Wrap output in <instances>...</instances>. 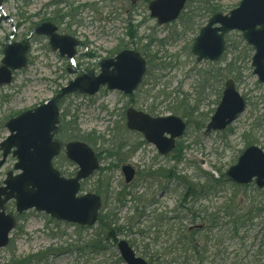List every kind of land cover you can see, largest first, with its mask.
Listing matches in <instances>:
<instances>
[{"label": "rangeland", "instance_id": "1", "mask_svg": "<svg viewBox=\"0 0 264 264\" xmlns=\"http://www.w3.org/2000/svg\"><path fill=\"white\" fill-rule=\"evenodd\" d=\"M150 1L2 0L0 65L4 45L13 31L11 40H26L29 47L26 66L14 70L9 83L0 84V142L8 135L5 123L9 117L51 99L82 73L96 75L99 61L112 56V53L131 49L144 57L147 66L141 85L131 96L102 88L92 96L74 92L58 101L60 121L56 139L66 142L90 137L88 144L99 160L98 170L82 182L80 193L93 190L99 172L107 175L108 188L102 190V200L107 201L108 208L116 213L118 225L131 219L130 230L124 228L115 236L116 240L109 239L106 238L109 229L102 230L98 222L80 227L33 208L17 213L14 201L10 200L3 207L13 215L15 224L8 244L0 248V263L9 264L13 258L28 259L27 264H125L119 259L116 247L119 239L133 244L135 252L145 257L143 244L151 243L152 246L154 233L150 230L154 229L151 228L148 235L142 234L143 230L151 223L152 214L169 211L175 206L183 182H192L200 172L212 173L219 178L250 144L264 151V84L259 83L252 73L250 60L244 59L239 52L243 43L246 44L240 32L235 30L226 35L229 46L220 60L197 62L191 52L192 43L210 16L205 13L207 17L200 18V15H205L204 0H188L176 20L161 25L149 15L147 6ZM240 1L208 0V4L228 13ZM71 11L73 14L68 16ZM44 21L55 24L59 33L69 34L80 41L73 56L76 60L74 65L66 56L60 57L57 50L51 49L48 36L32 34L28 37L32 27ZM231 60L235 65L231 76L238 77L236 87L246 98V108L224 131L204 135L203 128L220 101L226 79L217 78V71ZM205 73L209 80L204 78ZM131 105L153 116L171 114L186 122L183 135L176 140L175 149L167 157L160 155L141 133L125 127L124 111ZM112 108V114L104 110ZM184 109H192L193 112L188 111L190 115L185 117L182 115ZM205 116L208 118L202 123ZM112 141L120 146H112ZM15 162V157L6 159L0 169V186L7 173H17ZM125 164H130L137 171L135 179L126 185L121 172V165ZM53 165L65 177L73 176L77 168L65 157L64 149L54 158ZM162 167L174 172L170 181L158 174ZM153 172L157 174H150ZM150 179L162 186H155L148 193L144 181ZM224 181L218 193L208 197L211 206L220 205L233 193L240 203L245 197L261 198L264 202V189H256L253 183L243 187L225 178ZM162 190L164 195L158 198ZM121 192H129L124 201L118 200L117 195ZM154 194L157 203L147 206L143 217L137 216L143 208L144 198L147 196L146 203ZM133 196L139 198V202ZM252 224L254 226L247 232L242 230L239 233V236L244 235L242 240L225 242V252L208 258L204 264H250L256 260L261 264L264 260V248L260 246L264 241V216L254 219ZM158 231L160 241L168 237L164 227ZM96 237L101 240L99 249L90 246ZM212 245L211 242L210 254L213 253Z\"/></svg>", "mask_w": 264, "mask_h": 264}, {"label": "water", "instance_id": "2", "mask_svg": "<svg viewBox=\"0 0 264 264\" xmlns=\"http://www.w3.org/2000/svg\"><path fill=\"white\" fill-rule=\"evenodd\" d=\"M187 0H152L148 4L150 16L158 24L175 20ZM1 5V0H0ZM50 23L34 28L37 33L49 35L53 49L71 57L76 39L68 35H58ZM238 30L247 44L254 48L251 57L252 73L260 83H264V0H241L237 7L228 13L215 12L201 27L194 38L192 53L197 61H217L225 49V34ZM26 44L8 42L0 66V84L10 82L11 71L25 65ZM98 75L84 74L70 81L59 94L47 102L21 112L6 123L9 135L0 143L2 158L0 168L11 153L17 161L14 169L19 173H7L0 186V248L8 243L13 228V218L3 209V203L13 199L18 213L34 208L57 220L94 224L100 206V199L93 193L78 195L80 181L87 178L96 168L97 161L84 143L69 142L65 145L68 159L78 170L74 177H62L52 165V159L59 152V145L53 140V131L58 122L57 100L62 96L79 91L90 95L100 86L117 89L124 94L132 93L141 82L145 72V61L139 53L123 50L115 57L105 59L100 65ZM246 103L231 78L224 82L221 99L203 134L224 130L244 110ZM126 126L130 130L141 132L145 139L154 144L161 154L168 153L175 146V139L185 129L184 121L175 115L152 117L143 111L129 107L126 110ZM125 182L132 180L134 169L130 165L122 166ZM229 180L238 184H248L252 180L257 187H264V152L257 145L247 146L239 155L235 164L226 170ZM117 247L125 264H148L137 256L127 241L120 240Z\"/></svg>", "mask_w": 264, "mask_h": 264}, {"label": "trees", "instance_id": "3", "mask_svg": "<svg viewBox=\"0 0 264 264\" xmlns=\"http://www.w3.org/2000/svg\"><path fill=\"white\" fill-rule=\"evenodd\" d=\"M203 4V14L206 13L211 15L213 12L219 10L216 6L211 7V5L208 4V0H204ZM206 14L200 15V18L207 17ZM195 16L196 15H192V17ZM239 52L242 53L244 59L250 60L252 54L251 47L243 43L242 49ZM233 64L234 62L232 60L228 61L223 69L217 71V78L222 80L224 77L227 78L231 76L235 68ZM207 75L208 74L205 73L204 78L209 80L206 78ZM213 75H211L210 78H212ZM231 77L235 81L238 80L236 75ZM204 78L202 77V81L207 84ZM188 111L190 113L193 112L192 109H187V111L184 109L183 112L185 113L182 115L185 117L190 115V113H187ZM206 118L208 117L205 116L203 118L202 123H205L207 120ZM88 140H90V137L81 138V141L86 143H88ZM111 143L112 146H120V144H115L113 141ZM178 159L180 160V154L178 155ZM157 172H159L163 179L170 177L174 173L172 169L168 171L163 167ZM99 174V178H97L98 182L95 186H92V192L101 196L102 190L108 188V179L107 175H101L100 172ZM150 174H156V172ZM194 177L192 182H185L183 184L178 206L174 209L175 213L172 215L173 217L166 214L153 215L151 223L143 230L142 234L148 235L147 232H149L151 228L154 229L152 231L150 230V232L154 233L152 246L151 243L143 244V254L147 257L149 264H204L205 260L209 258V246L211 242L213 244L212 246H221L226 234L228 239L232 240L234 238H239L242 240L243 237L239 236V233L242 232V230L247 232V230L251 229L254 226L252 224L254 219L263 218L264 202L261 198L256 200L254 198L245 197L246 199L244 202L240 203L234 193L232 196L223 199L220 205L216 207L211 206L210 209H208L202 201L218 193L220 185L225 182L224 174L221 173L220 177L216 178L212 173L200 172ZM127 194H129V192L118 193V200L124 201ZM133 199H137L138 202L140 200L135 196H133ZM103 205L106 210L103 211L102 209L104 208L101 209L97 222L100 224L102 230L107 231L109 229L106 238L116 239L115 236L123 232L124 228L130 230L132 227L131 223L118 225L116 213H114L112 209L107 208V201L103 202ZM143 213V211H139L137 216L141 217ZM171 219H173V222H171ZM184 221L187 222L185 225L183 223ZM162 226L168 228L169 234L171 235L163 242L165 243L164 245L158 239L160 234L158 230L161 229ZM94 239L95 240L90 246L97 248L101 240L97 237ZM260 246L264 248V241H261ZM257 255L260 257L261 254L258 253ZM25 260L11 258L9 264H27L28 259ZM238 264L246 263L239 262ZM250 264H260V261L256 260ZM261 264H264V260H261Z\"/></svg>", "mask_w": 264, "mask_h": 264}, {"label": "flooded vegetation", "instance_id": "4", "mask_svg": "<svg viewBox=\"0 0 264 264\" xmlns=\"http://www.w3.org/2000/svg\"><path fill=\"white\" fill-rule=\"evenodd\" d=\"M63 1H64V0H63ZM68 16H69V15H68ZM60 18H61V17H60ZM47 22H50V21H47ZM50 23H51V22H50ZM52 24H53V23H52ZM54 25H55V24H54ZM55 27H56V30H57V32H58V28H57L56 25H55ZM58 33H59V32H58ZM60 34H61V33H60ZM62 34H65V33H62ZM79 44H80V42H79ZM121 50H123V49H121ZM118 52H120V50H118ZM118 52L116 51V52L112 53V56H109V57H107V58L114 57V55L117 54ZM100 62H101V60L99 61L98 65H100ZM165 157H167V155H165ZM170 180H171V179H168V181H170ZM144 185L146 186V189H147V192H148V193H150V192L152 191L151 189H152L153 187L158 186V185H159V187L162 186V185L158 184L157 181L154 180V179L145 180V181H144ZM163 190H164V189H163ZM163 190H162V192L159 193L158 198H162V197H163V195H164V191H163ZM146 198H147V196L144 198V203H145ZM157 201H158V200H157V197L155 196V194H154L153 196H150L149 201H146L145 204L143 203V207H144V209H145L147 206H150V205L156 204ZM176 205H178V200L176 201ZM205 205H206V207H207L208 209H210V207H211V202L207 201V199H206ZM173 209H174V207H173L170 211H173ZM166 212H167V211H163V213H166ZM170 217H173V216L171 215ZM171 222H173V219H171ZM165 229H166V228H165ZM166 230H167V229H166ZM167 232H168V230H167ZM167 236H169V232L167 233ZM167 238H168V237H167ZM212 255H213V254H210L209 256L212 257Z\"/></svg>", "mask_w": 264, "mask_h": 264}]
</instances>
